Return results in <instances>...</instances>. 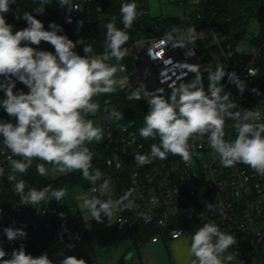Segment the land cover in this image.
Returning <instances> with one entry per match:
<instances>
[{
	"label": "built area",
	"instance_id": "obj_1",
	"mask_svg": "<svg viewBox=\"0 0 264 264\" xmlns=\"http://www.w3.org/2000/svg\"><path fill=\"white\" fill-rule=\"evenodd\" d=\"M212 1L188 0L195 9L188 15L186 25L195 31L190 41H182V35L173 34L176 43L186 42V47H173L164 35L142 36L132 45L125 46L130 52L123 59L128 62L115 65L116 88L132 86L137 89L143 85L148 92L162 89L171 94L174 86L195 78L187 67L199 65L201 69L211 61L224 67L226 73H236L246 85L241 93L227 74L221 81L222 94H229L230 100L236 104L233 111L258 109L261 118L257 123H264V3L260 16L249 17L244 24H233L232 18L227 17V25L220 26L208 13L214 5ZM71 3L72 6L61 5L59 9L57 24L65 27L61 35L73 42L81 41L75 48L79 55H99L92 40L95 12L101 8L97 7L95 11L94 0H71ZM254 20L259 24V31L249 35V26ZM243 29L245 32L238 34ZM86 44L92 45V53H84ZM49 52L55 54L51 44ZM190 52L194 55H189ZM118 71L124 75L117 77ZM144 90L140 91L143 97ZM23 92H29L24 84ZM93 99L100 106L95 116L101 119L104 137L101 143L88 147L91 151L102 147L105 150L102 158L107 166L115 169L119 164V174L114 171L109 174L106 188L101 187L102 183L83 190L81 202L90 196L105 201L127 197L122 202V210L114 213L113 226L127 233L125 211L145 212L156 218L161 228L151 242L193 235L204 223H214L221 231L236 238L237 243L225 254L231 255L238 264H249L255 256H260L264 262V176L242 163L224 167L210 147L207 135L195 136L189 141L193 145L189 162L168 154L166 159L153 158L151 163L140 166L135 155H150V149L145 147L139 132L124 116L105 118L112 112H119L109 94ZM3 121L15 123L12 118ZM236 123L235 119H225L226 140L236 138ZM2 140L0 136V167L4 169V176L0 177V195L5 189L7 176L11 174L9 157L12 155ZM94 187L95 192L92 191ZM84 216L81 206L62 211L54 201H42L32 206L21 204L18 199L0 205V248L9 254L4 259H9L11 252L21 245L28 254L37 257L53 250L58 243L69 245L82 241ZM7 227L23 228L27 235L9 241L3 231ZM174 231L181 234L174 236Z\"/></svg>",
	"mask_w": 264,
	"mask_h": 264
},
{
	"label": "clouds",
	"instance_id": "obj_2",
	"mask_svg": "<svg viewBox=\"0 0 264 264\" xmlns=\"http://www.w3.org/2000/svg\"><path fill=\"white\" fill-rule=\"evenodd\" d=\"M12 3L15 0H0V76L6 78V82H0V90L5 93L0 107L14 118L15 123L0 122V136L12 154L9 157L11 174L7 179L20 196L21 204L36 206L46 199L61 201L66 189L46 186L40 190L30 188L25 192L26 183L17 179L16 174L26 173L34 161H40L36 163V171L41 176L47 175L50 170L60 173L79 171L93 185L102 179L103 173L93 168L94 152L88 145L102 140L103 129L94 126L93 120L87 117L100 110L94 97L117 91V81L113 78L117 67L108 62L112 59L119 62L129 54L130 50L124 47L129 40L127 30L143 12L138 11L134 0L122 3L120 15L123 29L116 26V17L113 16L106 24L103 54L81 56L75 51L76 44L81 41L73 42L66 35H60L62 29L54 23L49 25L51 30H45L43 23L29 12L23 14L28 26L13 31V26L7 23L4 15L9 12ZM49 3L51 0H38L39 6L34 10L43 13L44 5ZM59 3L72 6L71 0H59ZM194 31L188 28L181 40L190 41ZM164 39L173 47L187 46L186 42L176 43L172 32L165 33ZM41 41L54 46L55 54L30 46H39ZM22 42L26 43L22 46ZM83 51L85 54L92 53V45L86 44ZM189 55H194V52ZM187 69L195 74V78L174 86L167 99L161 94L162 89L148 92L143 85L128 95L129 100L139 101L142 98L140 91L144 90L149 111L144 116L139 134L146 139L159 138V144L151 145L150 155H135L136 163L143 166L151 163L153 158L166 159L168 154L189 162L193 155V145L189 141L195 136L207 135L210 147L218 154L224 167L242 163L264 176V123H257L261 113L258 109L233 111L236 104L230 100L229 94H222L221 81L226 74L241 93L246 87L244 82L236 73H226L224 67L218 66L215 71L208 70L206 92L199 65ZM13 77L22 82L29 92H14ZM122 116L121 112H112L105 118ZM226 118L237 121L234 140L225 139ZM46 164L52 165V169L46 168ZM3 176L4 169L0 167V177ZM107 186V181L101 185L102 188ZM96 190L95 187L92 189L93 192ZM124 199L127 197L105 201L93 196L84 199V206L92 219L102 223L104 216L111 218L115 212L122 210ZM60 215L63 217V213ZM3 231L9 241L27 235L23 228L7 227ZM173 234L176 236L181 232L174 231ZM236 243L233 235L221 231L214 223L206 222L192 236L190 253L195 257L192 264H226L233 257L228 255L222 259V256ZM6 255L9 254L0 248V264H53L47 253L33 257L23 245L14 249L9 259H4ZM60 264H86V261L67 256Z\"/></svg>",
	"mask_w": 264,
	"mask_h": 264
},
{
	"label": "trees",
	"instance_id": "obj_3",
	"mask_svg": "<svg viewBox=\"0 0 264 264\" xmlns=\"http://www.w3.org/2000/svg\"><path fill=\"white\" fill-rule=\"evenodd\" d=\"M149 0H134L138 6V11H142L143 15L139 16L138 19L133 23L131 29H128L129 40L124 45H132L136 39L142 36H160L165 33L172 32L175 34L173 25L166 24L163 21L159 20L157 17H154L150 13ZM133 0H94L93 8L96 11L97 7L101 9L96 11L95 16V32L93 35L92 45L95 51L102 55L105 51V38H106V24L111 22L112 17H116V26L123 29L122 18L120 15V7L122 3H130ZM214 4L208 10V13L212 16V19L217 21L220 26L227 25L226 18L231 17V23L244 24L246 19L252 16H260L262 13V6L264 0H213ZM39 6L38 0L34 3V0H15V3L10 4V10L5 15V19L8 24L13 26V31L24 29L28 26L27 22L23 19V14L25 12L31 13L35 16L36 19L40 20L45 30H51L49 28L50 24L58 25L62 31L65 30V27L57 24L59 9L61 4L59 0H51V3L44 5L43 13H37L34 9ZM235 22V23H234ZM245 30L243 29L238 34H243ZM26 42H22L23 44ZM50 45V43H49ZM31 47L37 48V45H30ZM123 62H128L127 59H122L117 62L115 59H112L108 63L112 65L120 64ZM15 83L14 92L23 91V83L17 80L15 77L12 78ZM0 82H6V78L0 76ZM132 90H135L134 87H120L117 88L115 93L109 94L113 99V102L116 104L119 112L122 113L125 120L128 121L132 126L139 132V129L143 126L144 116L149 111L148 104L146 99L141 95L139 101L129 100L127 97ZM5 98L4 91L0 90V101ZM5 118L10 117L3 108H0V122ZM14 120V118H12ZM15 121V120H14ZM145 147L151 149L153 143L159 144V138L155 140L151 138L141 137ZM98 143H101L99 141ZM20 159V157H16ZM40 161H34L33 165L27 170L24 174H16L17 179H23L26 183L25 192L30 188H35L40 190L46 186H51L54 189L64 188L66 189V195L61 201H54L59 206L61 205L62 211L73 210L77 206L76 202V192L78 190H88L93 186H98L104 183L109 174L114 171L116 174H119L115 169L107 166L104 158H99L92 162L94 169H99L103 173L101 180H98L95 185L91 184L88 180L82 177V174L79 171H73L68 174L62 175L55 179H48L46 175L41 176L36 171V163ZM46 168L52 167V165H45ZM123 186H120V188ZM20 199V196L16 194L13 189L12 184L6 179V186L3 193L0 195V205L5 204L9 201H15ZM44 201H48L47 199ZM124 215L128 219V236L131 239V245L135 251L141 255L143 247L151 240L153 236L160 232L161 228L153 216L140 211L128 210L125 211ZM145 217L148 219L145 220Z\"/></svg>",
	"mask_w": 264,
	"mask_h": 264
},
{
	"label": "crops",
	"instance_id": "obj_4",
	"mask_svg": "<svg viewBox=\"0 0 264 264\" xmlns=\"http://www.w3.org/2000/svg\"><path fill=\"white\" fill-rule=\"evenodd\" d=\"M186 32L187 31L184 30L179 34L184 36ZM44 46V51H49V43L47 42ZM38 47L39 46H37V48ZM82 191L83 190H78L76 192V196L77 194H81ZM77 205L81 206L85 213L84 238L82 241L69 245L58 243L53 250H48L46 253L53 261V264H60L61 260L67 256H74L78 259H83L86 261V264H107L108 261L98 258L94 251L97 246H99V248L106 247V250L102 251L100 255L107 254L109 251V247L107 248V246L109 244V240L111 239L116 240L117 244L112 248L114 252L111 257L112 262L109 264H120L123 256H125L128 252H132V258L138 255L140 263L144 264L142 253L139 255L132 247L131 239L128 236V233H124L113 226V221L115 219L114 214L111 218L104 216L103 222L99 223L91 218L89 210L84 206V202H81L80 204L77 203ZM192 236L193 235L187 234L178 239H163V244L171 253L173 264H192V261L195 259V257L190 253ZM131 248L133 249L132 251ZM162 248L163 246L160 240L157 242H151L149 246V250L158 252H160ZM226 256L228 255L224 254L222 259ZM226 264H238V262L233 258L230 261H226Z\"/></svg>",
	"mask_w": 264,
	"mask_h": 264
},
{
	"label": "rangeland",
	"instance_id": "obj_5",
	"mask_svg": "<svg viewBox=\"0 0 264 264\" xmlns=\"http://www.w3.org/2000/svg\"><path fill=\"white\" fill-rule=\"evenodd\" d=\"M149 8H150V13L154 16L157 17L159 20L163 21L166 24H171L174 27L175 33L179 35V33L181 31H186L189 27V25H186V21H187V17L189 14H191L192 12H194V6L192 4H190L188 2V0H149ZM259 31V24L256 20H254L253 22H251L250 26H249V35L253 34V33H257ZM47 42L41 41L38 49L44 51L45 49V44ZM218 66L216 64H212L211 61H209L208 63H206L203 68L200 69L201 72V77H202V85L204 90L207 92L208 86H209V79H208V70L210 71H215L216 68ZM124 72L118 71V73L116 74V76H123ZM163 96L169 94V91L167 90H163V92L161 93ZM87 118L92 119L94 126L97 127H101L102 128V123H101V119L97 116H92L89 115ZM103 129V128H102ZM103 137H104V133H103ZM103 139V138H102ZM98 142H92L89 145H93L96 144ZM88 145V146H89ZM104 149L102 147H98L96 150H94V157H93V161L101 158L104 154ZM53 167V166H52ZM52 167L48 168V169H52ZM70 172H66V173H60L58 171H49L46 175V177L48 179H55L57 177H60L62 175L68 174ZM80 195L82 194H77L76 196V202L77 203H81V197ZM195 205V204H194ZM193 205V206H194ZM60 207H62L60 205ZM160 242L163 246L162 250L160 252L158 251H152L149 250V246L151 242H148L142 249V259L144 264H173L172 258H171V253L170 251L167 249V247L163 244L164 241L163 239H160ZM117 242L116 240H109V244L107 246V248L109 247V251L107 254H103L100 255V253L104 250H106V247L103 248H99V246H97L95 248V255L98 258H102L106 261H108L107 264L111 263V257L113 255L114 250L112 249L114 245H116ZM133 249L131 248V251ZM132 254V252H128L126 253L125 256H123L122 261L120 264H136V263H140V260L138 258V255L134 258H128V256ZM118 262V261H117ZM114 263V262H113ZM249 264H264V262L262 261V258L260 256H255L254 258H252V260L249 262Z\"/></svg>",
	"mask_w": 264,
	"mask_h": 264
},
{
	"label": "water",
	"instance_id": "obj_6",
	"mask_svg": "<svg viewBox=\"0 0 264 264\" xmlns=\"http://www.w3.org/2000/svg\"><path fill=\"white\" fill-rule=\"evenodd\" d=\"M170 96H171V94L167 95L165 98L167 99V98H169ZM131 257H132V254H130V255L128 256L127 260H128L129 258H131Z\"/></svg>",
	"mask_w": 264,
	"mask_h": 264
}]
</instances>
